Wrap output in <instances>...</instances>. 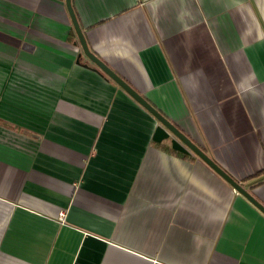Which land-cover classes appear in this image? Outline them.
Returning a JSON list of instances; mask_svg holds the SVG:
<instances>
[{"label": "crops", "instance_id": "0c3cea01", "mask_svg": "<svg viewBox=\"0 0 264 264\" xmlns=\"http://www.w3.org/2000/svg\"><path fill=\"white\" fill-rule=\"evenodd\" d=\"M71 2L222 169L264 175V0ZM157 125L65 0H0V264H264V213ZM248 190L264 205L263 179Z\"/></svg>", "mask_w": 264, "mask_h": 264}, {"label": "water", "instance_id": "95a60500", "mask_svg": "<svg viewBox=\"0 0 264 264\" xmlns=\"http://www.w3.org/2000/svg\"><path fill=\"white\" fill-rule=\"evenodd\" d=\"M66 8L77 35V43L81 46L83 54L93 62L101 71H103L109 78L117 83L123 90H125L133 99H135L141 106L150 112L158 121L152 140L161 143L165 140H170L171 147L184 154H195L208 164L215 172H217L223 179H225L234 189L245 196L254 206L264 213V205L248 190L250 184H254L259 180H264V175L247 184H242L236 181L208 154L200 148L189 136H187L181 129H179L173 122H171L162 112L155 108L150 102L145 99L139 92H137L127 81H125L115 70L109 67L103 60H101L91 49L87 43L85 34L78 21L77 15L73 8L71 0H65Z\"/></svg>", "mask_w": 264, "mask_h": 264}, {"label": "trees", "instance_id": "16d2710c", "mask_svg": "<svg viewBox=\"0 0 264 264\" xmlns=\"http://www.w3.org/2000/svg\"><path fill=\"white\" fill-rule=\"evenodd\" d=\"M159 145H161V143H159ZM162 146H164V145H162ZM165 147V146H164ZM169 151H171V152H173V153H175V154H178V155H181V156H183V157H186V158H188V157H190V155L189 154H184V153H181V152H179V151H176V150H174L171 146H168V147H166ZM191 158V157H190ZM259 175H261V173L260 174H257V175H254V176H251V177H249L248 179H255V178H257Z\"/></svg>", "mask_w": 264, "mask_h": 264}, {"label": "built area", "instance_id": "2783aa9c", "mask_svg": "<svg viewBox=\"0 0 264 264\" xmlns=\"http://www.w3.org/2000/svg\"><path fill=\"white\" fill-rule=\"evenodd\" d=\"M63 214H61V216H62Z\"/></svg>", "mask_w": 264, "mask_h": 264}]
</instances>
